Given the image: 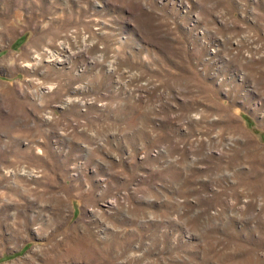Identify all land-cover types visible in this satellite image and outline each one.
I'll return each mask as SVG.
<instances>
[{"label":"rangeland","instance_id":"obj_1","mask_svg":"<svg viewBox=\"0 0 264 264\" xmlns=\"http://www.w3.org/2000/svg\"><path fill=\"white\" fill-rule=\"evenodd\" d=\"M0 264H264V0H0Z\"/></svg>","mask_w":264,"mask_h":264},{"label":"bare ground","instance_id":"obj_2","mask_svg":"<svg viewBox=\"0 0 264 264\" xmlns=\"http://www.w3.org/2000/svg\"><path fill=\"white\" fill-rule=\"evenodd\" d=\"M50 55H49V60H51V63L52 62H55V63H62V62H67L68 61V59H65V60H63V59H61V58H59L56 54H52V53H49ZM73 56V55H72ZM69 58H70V56H69ZM38 62H42L43 61V57H42V55L41 54H39V55H37L36 56V58H35ZM71 61V60H70Z\"/></svg>","mask_w":264,"mask_h":264}]
</instances>
